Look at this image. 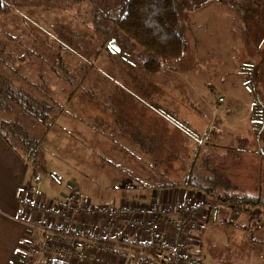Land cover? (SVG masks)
Listing matches in <instances>:
<instances>
[{"label":"rangeland","instance_id":"rangeland-1","mask_svg":"<svg viewBox=\"0 0 264 264\" xmlns=\"http://www.w3.org/2000/svg\"><path fill=\"white\" fill-rule=\"evenodd\" d=\"M5 1L0 85L34 89L58 115L41 143L46 172L37 191L52 196L77 177L83 193L96 197L101 183L139 177L183 185L190 174L204 187L219 191L229 180L264 197V0H216L218 10L207 6L214 0H183L187 53L157 73L145 68L148 53L116 27L123 0ZM16 118L0 107L6 128L30 134ZM240 159L256 163L253 181L234 176ZM254 218L261 222L264 213ZM218 222L229 240L221 232L203 256L247 264L238 251L264 253V228L231 225L222 216ZM35 230L43 264L42 233Z\"/></svg>","mask_w":264,"mask_h":264},{"label":"crops","instance_id":"crops-1","mask_svg":"<svg viewBox=\"0 0 264 264\" xmlns=\"http://www.w3.org/2000/svg\"><path fill=\"white\" fill-rule=\"evenodd\" d=\"M215 2L216 0L207 6L218 10L220 6H217ZM222 5L227 12L233 11L229 7L227 8L224 3ZM207 6L202 9H209ZM200 141L202 142L203 139H200ZM235 163L236 165L238 164V162ZM239 163L241 164L239 165V167L241 166V170L239 172L235 171L234 176L243 177L245 181L251 177L253 181L256 163L253 162L249 166L247 159L242 160V162L240 159ZM39 178L41 176L36 177L30 163L24 158L22 152L12 146L0 134V264H39L38 255L35 253L37 251L35 241L38 243L40 241V237L36 234L35 230L36 223L41 222L50 228H55L62 223L58 215L55 213H46L42 205L52 203L56 206L60 205V207L69 208L73 201L71 197L77 190L80 191L79 198L76 199L77 202L82 201L94 205L110 203L116 208H121L132 203L149 205L154 201H157L162 207L170 208L174 201L183 200L186 197H190L193 200L200 199L206 202L208 211H204L200 215L199 225L195 229H188L185 232L186 240L190 246L187 253L182 257V264H216L212 257L214 254L211 253V256L210 254H204L203 256L202 253L203 249L205 247L207 248L210 242L216 243L219 241L218 238L221 236V232L224 234L223 242L226 239L229 240L227 233L218 222L221 216L224 217L225 222L231 223V225L241 223V226H246L247 224V227L251 225L264 228V219L261 222L257 221L254 218V212L250 214L248 211H244L241 215L236 216L233 215L232 209L228 206L213 205L214 201L218 200L220 195H248L258 198L260 203L258 205L250 203L244 204L248 205L255 212L264 213L261 210L262 208H260H264V197L260 194L257 195V190L253 191L246 183L245 185L244 183L238 185L233 181L226 180V183L219 184L218 191L213 186H194L190 183L172 186L162 184L151 185L136 177L135 182H120L117 184L106 182V184H98L101 188L95 191L97 196L91 197L83 193L81 181L77 177H71L68 181L67 188H58L57 194L48 197L35 189ZM23 197H27L33 201L40 200L43 203L41 205L42 207H32L22 203L21 199ZM227 212H229V219L225 218ZM170 214L174 215L173 212H169ZM105 221V216L98 213L92 215H84V213L77 214L71 230H80L82 228L92 229L101 234ZM117 226L115 235L105 241V244L112 250L121 248L124 244L123 242L126 240L135 243L143 234L139 230H135L129 226V217L126 216H118ZM170 230L171 226L163 218L160 221L161 236L171 244L172 238L170 236ZM216 232H218L219 236H217L218 234ZM258 253L260 254L254 257L255 254L244 253L241 255L238 251L236 257L241 262H247V264H252L251 260L254 257L258 260L257 264H264V261H261L264 258V253L261 251ZM47 260L45 258L43 264ZM91 262L102 264H140L135 256L126 260L121 255H118V253H98L90 247L87 249L83 258H76L68 262V264Z\"/></svg>","mask_w":264,"mask_h":264},{"label":"built area","instance_id":"built-area-1","mask_svg":"<svg viewBox=\"0 0 264 264\" xmlns=\"http://www.w3.org/2000/svg\"><path fill=\"white\" fill-rule=\"evenodd\" d=\"M79 195L80 191L77 190L71 197L73 201L69 208L52 203L42 205L40 200L33 201L27 197L21 199L22 203L32 207L43 206L46 213H55L62 220V223L55 228H50L41 222L35 225V228L42 233L40 250L48 259L69 262L75 258H83L90 247L98 253H118L126 260L135 256L140 264H182V257L189 249L185 232L188 229H195L199 225L200 215L208 211L206 202L200 199L193 200L190 197L174 201L170 208L162 207L157 201L149 205L132 203L116 208L110 203L94 205L77 202ZM213 205L228 206L236 216L250 210L248 205L232 204L220 199L215 200ZM169 212H173L174 215H169ZM81 213L84 215L98 213L105 216L106 221L101 234L92 229L71 230L77 214ZM254 214L256 218L263 216V212H254ZM118 216L129 217V226L143 234L135 243L126 240L121 248L112 250L105 241L115 235ZM163 218L171 226V244L161 236L160 221Z\"/></svg>","mask_w":264,"mask_h":264},{"label":"trees","instance_id":"trees-1","mask_svg":"<svg viewBox=\"0 0 264 264\" xmlns=\"http://www.w3.org/2000/svg\"><path fill=\"white\" fill-rule=\"evenodd\" d=\"M181 5L183 0H123L122 7L114 17L119 31L136 41L148 53L149 58L145 61L147 71L157 73L164 63L185 57L189 43L185 36ZM8 9L6 1L0 0V17ZM41 100L35 95L34 89L17 86L13 81L0 85V107L14 111L17 115L14 120L24 121L30 129V134L26 135L18 126L6 128L0 120V134L22 152L36 177L46 172L41 143L58 116L53 113L48 101ZM34 133L37 137L33 136ZM183 183L198 185L193 183L190 174H187ZM219 199L232 204L260 203L258 198L248 195H220ZM45 264L68 262L49 258Z\"/></svg>","mask_w":264,"mask_h":264}]
</instances>
